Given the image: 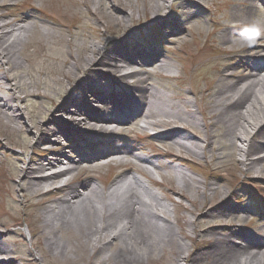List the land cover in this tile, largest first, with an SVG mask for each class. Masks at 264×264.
<instances>
[{
	"label": "bare ground",
	"instance_id": "1",
	"mask_svg": "<svg viewBox=\"0 0 264 264\" xmlns=\"http://www.w3.org/2000/svg\"><path fill=\"white\" fill-rule=\"evenodd\" d=\"M104 1L109 10L105 15L113 22L109 25L110 30L116 34L124 31L127 28L125 19L134 20L133 12L126 9L128 4L120 0ZM178 1L183 5V15H189L192 8L203 3L202 0ZM24 2L0 0V133L11 136L29 132L25 111L19 105L20 100L25 101L24 94L26 98L37 96L47 102L44 111L34 105L32 127L37 132H29L27 137L35 136L34 148L49 143L53 151L43 161L39 160L37 153L28 162L19 159L11 167L7 187L13 198L20 196L29 201L52 190L63 192L35 216L38 247L70 261L75 249L61 238L66 233L81 241L83 250L98 256L100 262L97 264H109L110 260L117 264H264V228L253 234L244 230L243 225L236 224L235 220H242L249 210L229 205L227 200L233 195L230 191H222L213 182H201L179 173L183 188H194L205 199L217 195L220 198L218 202H206L195 220H183L186 226L193 225V235L189 236L184 234V227L177 232L170 223L169 212L158 194L136 176H132L133 181L130 182L125 170L118 174L119 180L107 189H101L87 169H81V174L74 178H67L80 166L74 157L82 160L84 155L81 148L64 145L72 142L75 134L82 136L93 132L101 123L105 124L103 129L114 132L119 128L114 121L116 116L120 113L131 116L130 108L137 107V111L143 109L132 119L135 122L143 119L141 130L147 133L154 129L156 137L169 142L172 149L179 147L203 157L209 152L217 161L221 159L214 146L217 142L223 149L229 148L236 167L244 172H261L264 178V31L258 24L251 29L239 26L251 21L254 13L264 7V0H239L242 7L220 24L223 32L215 38L221 50L231 57L223 60L221 64L224 67L215 71L217 83L202 90V102L194 93L196 103L191 105L188 101L184 104L185 109L149 84L148 79L136 70L151 65L160 70H173L159 50L151 49L146 55L141 48H134L132 55L125 46L131 36L128 34L124 39L110 41L103 48L87 44L74 57L67 47L66 38L59 37L50 29L45 32L39 30L40 7ZM164 2L155 0L144 9L160 15ZM169 18L166 15L160 19L168 28L173 25ZM171 30L183 32V28L178 26ZM32 38L40 48L39 70L52 76H64L70 85L66 87L62 81L59 82L56 88L60 90L58 98L49 91L39 90L41 82L37 73H29L31 84L37 88L33 91L19 75L24 68L20 58L22 51ZM46 40L57 44V49L49 48ZM72 59L77 73L69 67ZM129 67L135 69L129 70ZM3 68L6 71L2 72ZM112 77L118 84L127 83L129 88L128 92H119L118 99L114 96L105 98L103 92L96 90L102 84L99 80L109 83ZM90 80L95 82V86L88 84ZM49 81L46 80V84ZM51 86L48 88H53ZM77 93H81L89 104L82 103ZM72 104L79 105L76 112L69 109ZM91 106L96 108L90 110ZM102 106L109 107L104 109ZM102 111L103 115L100 114ZM60 114H64L63 117ZM38 117L42 119L36 121ZM200 126L204 134L199 135ZM117 148L111 147L110 151ZM128 148L133 149L131 154L139 161L154 163V156L136 153L135 144L119 146L116 158L125 157L121 151ZM92 151L102 153L97 152L96 146ZM143 192L151 199L145 198ZM177 193L186 198L184 191L177 190ZM181 237L194 240L195 248L186 246ZM41 239L45 241L42 245ZM112 245L117 249L110 252ZM17 259L0 236V264H17ZM83 260L91 264L85 257Z\"/></svg>",
	"mask_w": 264,
	"mask_h": 264
},
{
	"label": "rangeland",
	"instance_id": "2",
	"mask_svg": "<svg viewBox=\"0 0 264 264\" xmlns=\"http://www.w3.org/2000/svg\"><path fill=\"white\" fill-rule=\"evenodd\" d=\"M120 1L123 4H128L126 9L128 12H133L134 20L130 21L129 17H127L125 19L127 30L125 29L119 34H116L109 28L110 23L113 22L105 15L109 14V10L104 0H31L33 4L41 7L43 12L45 10V12L56 17V19H50L45 13L38 20L39 30L45 32L46 29H51L59 37L66 38L67 47L74 57L87 44H97L103 48L111 40L114 41L116 38H123L128 33H131V39L136 38L133 44L142 49L149 50V48L156 46L157 50L163 52L168 62L173 65V70L164 72L169 75L165 79H161L160 75L150 76V83L166 96L178 101L182 106L181 108H183V104L187 103L188 100L195 101L193 92L197 93L200 88L217 83L218 76L215 71L224 67L221 62L231 56L230 54L221 52L219 49L220 44L216 42L214 36L219 37L222 34L223 29L219 25L224 23L228 16L233 17L236 12L235 10L242 7L239 4V0H204L200 6L192 8L189 15L182 14L181 8L183 5L180 4V1L165 0L164 10L157 16L154 12L144 9V7L154 4L155 0ZM254 14L255 16H253L252 22L263 18L261 13L257 12ZM166 15L171 17L169 18L173 24L171 28H177L178 26L179 29L183 28V32H173L171 29L166 30L159 37L158 42H155L150 35L152 31L155 33L156 29L163 31L164 26L161 24L160 19ZM140 35L149 37L146 39H138ZM72 41L75 44H70ZM46 43L49 48L56 49L55 46L57 44L50 45L51 40H46ZM38 53L39 47L35 45L27 49V52H22V57L20 58L24 63V68L19 71V75L22 76V81L29 85L27 86L29 90L33 91L37 88H35L34 84H31L29 72L33 74L37 73L41 82L39 90L42 92L49 91L52 96L58 98L60 90L58 91L56 88L59 87V82L62 81L66 87L70 85L64 76L54 75L51 76L53 78L48 79V75L38 71L37 67L39 68V65L36 62L38 61ZM24 57L28 61L24 60ZM69 67L73 73L78 72V69L75 67V60H71ZM46 80H50L48 84H46ZM51 84L53 88H48V85L51 86ZM125 89L127 88L125 87ZM180 94H186L185 99L179 98L178 95ZM23 98L25 101L20 100L19 105L25 111L28 131L36 133V129L32 127L33 105H37L40 111H44L48 104L44 99L38 98L37 96L26 98L24 94ZM41 119V117H38L36 121ZM200 129L203 133L202 126ZM27 133L18 132L11 136L2 132L0 134V235L3 242L18 258L17 264H89L87 260H83L84 257L92 264L97 263L100 261L98 256L90 255L88 250H83L81 241L79 242L75 237H69L66 233L62 234L61 238L67 241L71 248L75 249L74 255L71 256L73 259L70 261H66L60 255L46 253L44 248L41 247L39 249L37 247L38 239L36 237L37 231L34 220L35 216L43 208L42 205L38 206L37 203H43L47 199L52 202L59 198L63 192H56L55 196H48L46 200L43 199L44 196H36L29 201L27 198L20 196H17L15 199L7 191L9 185L8 174L12 173L11 167L13 164L17 163L19 159L28 162L35 152V148H33L36 141L35 136L32 135L31 138H28ZM156 140L150 141V138L136 139L140 146H144V152L140 150L137 152L144 156H154L153 164L141 162L135 157L134 160L136 164H139V166L137 165L138 167L126 169L127 163H125V165L121 164L124 166L121 170L126 171L125 176H127L130 182L133 181L132 176H136L150 190L158 194L166 205L170 223L177 232L182 230L184 219L195 220L197 218L206 202L214 201V199L216 202L220 200L218 195L214 198L205 199L194 188H183L179 173H184L188 177H194L201 182H213L222 191L234 192V195L228 199V204L231 206L239 209L249 208L253 210L258 201L264 208V180H259L261 178V172L248 173L236 167L230 155L229 148L223 149L221 144L216 142L214 146L218 149L217 154L221 156V159L218 162L210 163L211 153L209 152L206 157H203L201 155L184 152V150L180 152L174 149L170 150L169 144L166 141ZM77 143L76 145L79 147L86 146V143L84 144L83 141H77ZM45 149L44 146L40 147V153H44L43 150ZM167 151H172L177 159L179 158L178 155L184 156L182 158H188V162L190 163L185 165L177 159L171 160L165 156ZM85 154L86 156L89 155L88 152H85ZM91 160L94 161L93 158ZM133 163L135 164V162ZM86 166H90V164ZM114 166L91 170L92 176H94L93 181L101 189L103 187L107 189L116 180H119L117 176L122 171L120 169L116 170L117 168H114ZM114 171L116 173L112 175V177L114 176L113 179L104 186V175H111ZM210 172L214 173L211 174ZM78 175H80L79 171L74 170L67 177H76ZM168 186L171 187V190L167 189ZM177 190L184 191L186 198L181 197L177 193ZM143 193L145 198L151 199L146 192ZM15 195L17 194L15 193ZM247 215L245 221L247 223L246 225L249 226L250 224L248 223L252 220V214L249 213ZM17 220H20L23 224L26 221L28 226L14 227ZM236 223L241 225L243 221L236 220ZM192 226H186L185 224L183 226L185 228L184 234L189 236L193 235L191 231ZM181 240L186 246H190L191 249L195 248L194 240L192 241L191 238L181 237ZM43 243L45 241L41 239L40 244L42 245ZM116 243L119 244V242ZM116 249L117 247L112 245L110 252ZM109 264L116 263L111 260Z\"/></svg>",
	"mask_w": 264,
	"mask_h": 264
}]
</instances>
